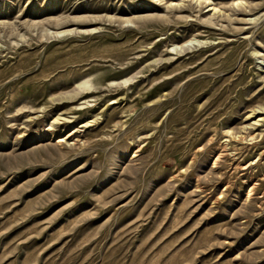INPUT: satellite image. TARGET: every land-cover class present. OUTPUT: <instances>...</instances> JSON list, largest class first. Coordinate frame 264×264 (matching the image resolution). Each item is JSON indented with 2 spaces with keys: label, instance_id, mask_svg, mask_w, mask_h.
<instances>
[{
  "label": "rangeland",
  "instance_id": "374dc122",
  "mask_svg": "<svg viewBox=\"0 0 264 264\" xmlns=\"http://www.w3.org/2000/svg\"><path fill=\"white\" fill-rule=\"evenodd\" d=\"M0 264H264V0H0Z\"/></svg>",
  "mask_w": 264,
  "mask_h": 264
},
{
  "label": "bare ground",
  "instance_id": "6f19581e",
  "mask_svg": "<svg viewBox=\"0 0 264 264\" xmlns=\"http://www.w3.org/2000/svg\"><path fill=\"white\" fill-rule=\"evenodd\" d=\"M229 133H230V132H229ZM65 140H67V139H64V140L61 139V140L59 141V143L64 142ZM243 142H244V141H243ZM217 158H218V157H217ZM219 158H220V157H219ZM219 158H218V159H219ZM244 161H245V160H244ZM244 168H245V167H244Z\"/></svg>",
  "mask_w": 264,
  "mask_h": 264
}]
</instances>
